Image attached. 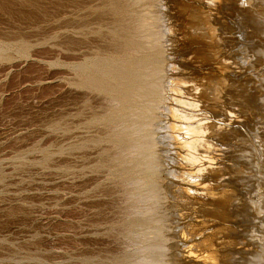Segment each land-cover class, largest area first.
Wrapping results in <instances>:
<instances>
[{"label": "rangeland", "instance_id": "rangeland-1", "mask_svg": "<svg viewBox=\"0 0 264 264\" xmlns=\"http://www.w3.org/2000/svg\"><path fill=\"white\" fill-rule=\"evenodd\" d=\"M51 1H52L51 2L52 6H50V0H0V264H117L118 263L117 261H121V262H119V264H211L213 261L210 258L211 254L208 250L203 248V242H204L203 239L204 238L202 236L199 237V235H196L193 233L191 234V230H190L191 224H193L195 222V216L199 215V208L194 203L192 204L186 198L185 194L195 196L196 190L192 186V185H195V183H191L192 185H187V184L183 183V185H182V183L178 180L179 176L181 175V170H180L179 166H177L178 165L177 156H178L179 151L177 150V145H169V143H171L172 138L169 136L167 137V135L173 134L170 131V129L168 128V126H170L172 124L173 125H186V126L198 128L200 126V124L205 123V124L209 125L210 122H211L210 127L212 128L211 131L199 130L200 133H193V135L191 137V138L194 137V139H202L205 142H207L208 146H209V148H206L204 150H200V151L193 150V152L197 155V157L200 158L196 162L198 167L196 168V170H194V172H198L199 168L204 169L207 167H218V166L222 167L223 178H224L225 183H226L225 186H227V190L230 192L229 195L231 196L232 203L234 204L232 206V210H231V215L233 216L231 223H232V225L234 224L233 225L234 230H233L232 234L230 235V237L235 236V237H238V239H239L238 244H236L234 247L228 249V251L230 252V254L234 258L233 264H264V261H263L264 258H262V257H264V253H263L264 252V245H263V243H264V236H263L264 235L263 234L264 233V231H263V229H264V224H263L264 223V209H262V208H264V205H263L264 204V177H262L263 176L262 174H264V168H263L264 164L261 163L264 161V156H263L264 152H262V151H264V148H263L264 141H262V140H264V134H262V133H264V130H263L264 129V123H263L264 122V88L261 87V85L264 87V82H263L264 81V76H263L264 75V73H263L264 72V68H263L264 67V56H263V53H264V50H263L264 49V33H263L264 31H263V29H264V27L260 28V25H262L264 23V19H263L264 18V10H263L264 9V3H263L264 0L263 1L262 0H236L237 4L236 3L230 4V3L226 2L225 0H218V3L215 5H212L210 3L211 2L210 0H199V1L198 0H195V1L194 0H176V1L175 0H164V1L163 0H160V1L155 0V2H154V0H150V1L149 0H142L143 2H141V0L140 1L135 0L137 2V5H136V2L134 0H129L128 5L129 4L130 5H132V4L136 5V6H134V5L132 6L133 9L139 8L136 10L139 12L144 11L143 12L144 14L142 12H140L141 14H139V12L137 13V11L134 9L136 11L135 13H137V15L139 14V16L135 15L136 17H134V14H135L134 10L129 5L128 6L129 12L131 14L134 13L133 14L134 22L136 20H138L135 23H132L133 21L131 23L133 25H136V26L142 24V25H140V29H141L140 31H142L141 33L143 36L147 35L149 33V31H150L149 29L153 30V31L152 30L150 31V33H152V34L154 32L153 36H151L150 33H149V35H147V36H150L148 39V42L150 44H152V41H153L154 45H156V46L159 45V48H161L160 50H163L162 51V58L164 57L163 60L165 61L164 62L162 60L163 66L161 68L164 67V69L163 70L160 69L161 73L158 72V73H156L157 76L155 75L152 77L151 88H153L155 92L158 91L159 89H160L159 91H161V92L158 91V93L156 92L158 95V100H157L158 104H156V102H154V104H152L154 107V112H153V114H151L149 116V118L147 120L148 122H152V123L149 124L146 121L147 123H145V122L144 123L146 125L149 124L148 126H146V125L144 126V123H143L142 124L143 127L140 125L141 127L137 128V132H136V130L135 131L131 130L132 136L134 138L139 137L138 139H140V136H141V139H143V140L146 139L149 142L152 140L150 143L148 141L144 140L147 142V146L153 142L152 143L153 146H152V144L149 145L152 147V149L150 147V148H148V151L149 150L152 151V152H150L151 155L152 154L154 155L156 153H159V154H156V156L154 155V157L149 154L150 156H147V158L152 161L151 162L152 166H153V163L155 164L153 166V167H155L154 169H156L158 167L157 170L159 169L158 170L159 172L154 171V169H153L152 172L153 173L155 172L154 173L155 175L152 173V178H150V179H152V180L155 179V180L150 181L147 179L148 181L145 180L146 182H143L144 180H141L137 176L138 174L136 173V175H134V177L132 178L134 180L128 179L129 181H131L130 183L128 182V180H126V181L124 180V179H126V177L124 175H121L120 173L116 172L115 167H114L115 168L114 169V168H111L110 166H108V165H111L113 167L112 164L115 165V159H114L115 156L113 155L114 153L112 154L113 151H112L111 147L109 148L110 143H105V141H106L105 138L107 139L109 137L108 134L111 135L112 133H111V130H109L110 132L108 133L107 132L108 129H105V131L107 133L104 131L102 132V130H104V129L102 128V130H101L102 126H100V124H97L95 121L97 119H101V117L104 116L105 113H107L108 106L111 103L109 102L108 98H105V96L100 94V93L98 94V92H95V91L87 89V88H83V89L87 90V91H85L82 88L77 87L79 89V91H78L77 88L75 89L76 85H73L76 83L75 81H77V77H79V72L78 71L76 72V70H75V69L79 68V67H77L78 65L79 66L84 65L83 62H85V64H88L92 60L97 61L100 58L96 59L94 57L95 56L101 57V56H99V53H100V55L102 54L101 59H107V58L109 59L110 57L111 58L113 57V53H115V51H116V50H114V49H116L115 48L116 41L112 38L116 37L115 36L116 34H114V33H116L117 30H115V29L116 28L119 29V27L116 25L117 24L116 19L114 20L115 17L113 18V16H112L113 14H111V12H109L111 10H110V8H108L109 3L107 0H105V1L101 0V3H98V1L100 2V0H93V1L84 0L83 3H81L82 0L81 1L80 0H71L74 2L76 1L77 3L83 5L82 8L86 6L87 9L89 7H91V9H92V10L88 9L91 11H87L86 7H85V9L84 8L81 9L82 12H80L79 14L74 12L75 7L73 9V6H72V8L70 5H68L69 7L67 6V0H63L66 2H61L60 0L58 2V0L57 1L55 0L54 1L55 3L53 2V0H51ZM145 1H146V3H145ZM180 1H182V2H180ZM254 1H255V4L253 3ZM261 1H262V4H260ZM139 2H141L142 4ZM53 3L55 5H53ZM58 3L59 4L61 3L62 5H59ZM105 3H106V5H105ZM151 3H153V4H151ZM178 3L179 4H187L189 6L192 5V6L190 8L189 7L186 8L184 10H179L176 8V6L179 5ZM64 4H65L66 9L68 10L69 13L66 11ZM201 4H204V5H201ZM56 5L59 6L58 10L61 9L64 12V9H65L64 14L66 13V16L64 14L62 15L63 12H61V11H59V13H58V10H56L57 9ZM89 5H91V6H89ZM142 5H145V8L142 9V7H144ZM228 5H231V7L229 8ZM101 6H102V8L100 9ZM195 6L196 7L198 6V7L196 8ZM224 6H226V7L228 6V7L226 8ZM232 6H234V7H232ZM261 6H262V8H261ZM146 7H147V9H146ZM152 7H156L157 9L155 8L156 10L154 11ZM52 8L53 9L55 8V9L53 10ZM195 8L196 9L200 8V10L203 11L205 16L208 17L207 22H209V23H207V24L209 26L212 25V26H210L212 29L217 28L216 33H214L217 36V38H215L213 40H210V39L205 40V38L199 37L197 40H194V36L189 35L188 40H184L182 43H179L177 41L179 33H180V31H179L180 26L179 25L181 24L183 19L187 18L188 14H189V10H192V9L195 10ZM260 8H261V10H259ZM97 9H98V11H96ZM102 9H104V10H102ZM105 9H107V10L109 9V11H107ZM235 9H236V11L237 10L240 11V14L238 13V11L236 12ZM186 10H188V11L186 12ZM70 11L75 13L74 15L76 17V20L77 21L80 20L81 23L78 22V24H80L81 26L77 24L75 18H72V17H74V15H72L71 14L72 12H70ZM85 11H86V13L89 12L88 15L84 14ZM92 11H93V13H92ZM94 11H96L97 14ZM103 11H105L107 13H105ZM157 11H158V13H156ZM219 11H220V13H218ZM255 11H256V13H255ZM145 12H147V13H145ZM150 12H151V14H150L151 16L149 15ZM55 13H56L57 17L55 16ZM57 13H58V15H57ZM67 13H68L69 18L67 16ZM51 14L54 18L51 16ZM60 14L64 17H62V18L59 17V16H61ZM76 14L80 16V19L78 18L79 16H76ZM91 14H92V16H95V17H93L95 20V27H94V23L92 24V22H94V20L91 17ZM93 14H96V15H93ZM101 14L103 15V17L99 18L102 16ZM142 14L144 15V17ZM154 14H156V15L158 14L161 18L158 17V15L157 16L155 15V18H154V16H152ZM184 14H186V15H184ZM243 14L244 15L246 14L245 15L246 17L243 16ZM70 15H72V17ZM84 15H85V17H88V18L90 17L89 18L90 20L88 18L83 17ZM98 15H100V16H98ZM106 15L110 16V17H107ZM146 15H149L150 17L146 16ZM81 16H82L83 20H81L82 19ZM224 16H225V18H223ZM226 16L227 17L229 16L228 17L229 20H228V18H226ZM259 16H261L262 18ZM104 17L106 20L104 19ZM137 17L138 18L142 17V19H137ZM63 18L65 19V21H66V19L67 20L69 19V21L70 20H73V21L63 22L64 21ZM145 18L146 19L148 18L147 19L148 21ZM157 18H158V20H157ZM240 18H241V20H240ZM56 19L60 20V23H59V21L57 22ZM166 19H167V21H166ZM52 20H53V23L50 26V23L52 22ZM74 20H75V22H74ZM139 20H141V21L144 20V21L141 22ZM149 20H150V24H149ZM232 20L235 22H232ZM54 21L56 22L57 26L55 24L54 29H53L52 27H53ZM84 21L87 23L88 26L86 25V23H84ZM99 21H101V22H99ZM103 21L105 23H103ZM109 21H111L112 23L114 21L115 26L111 22L108 23ZM229 21H230V23H229ZM261 21H262V23H261ZM61 22H62V24H65V25L67 24V25L63 26L61 24ZM72 22H74L75 25H71ZM137 22H139V23L137 24ZM215 22H217V23H215ZM58 23L61 25H58ZM99 23L100 24L102 23L101 24L102 27H103V25L104 26L106 25L104 28H102V27L100 28L102 30L101 33H99L100 29L97 28V26L98 27L100 26ZM143 23L146 24L147 26L144 25ZM246 23L248 24V27H247ZM68 24L71 25V28ZM76 24L78 26H76ZM215 24H217V25H215ZM110 25H111V27H110ZM233 25H235V26H233ZM112 26H113V29H112ZM141 26H143V29ZM65 27H67V28H65ZM56 28H57V30H55ZM61 28L63 31L66 30V33H65V31L61 32V30H60ZM74 28H75L76 32H74ZM80 28L82 30L84 28V30L86 29L88 31L84 32V30H83L84 33L83 32L81 33L82 30L80 32L78 31ZM106 28L108 30L110 29L112 31L107 32L108 30H106ZM146 28L148 29L147 32H146ZM70 29H72L73 31H70ZM93 29L97 32L92 31ZM96 29H99V30H96ZM144 29H145V31H144ZM68 30L70 33L68 32V35H67ZM159 30L162 31V33ZM252 30H253V32H252ZM56 31H58V34L57 33L55 34ZM90 31L96 33V34L92 33V36L95 38V40H94V38L92 39ZM113 31H114V33H112ZM247 31H249V36H247V33H248ZM71 32L75 35H73ZM143 32L144 33L146 32V33L143 34ZM260 32L262 34H260V37H259L257 35ZM61 33H63V34H61ZM102 33L104 35H102ZM109 33H110V35H109ZM141 33H140V35H141ZM69 34H72L73 37H72V35H69ZM84 34L87 36L85 37ZM173 34L175 36H173ZM250 34H252V35H250ZM79 35H80V37H79ZM107 35L110 37H108ZM112 35H114V36H112ZM61 36L63 37V39L61 38ZM96 36H98V38ZM143 36H141V37L144 38ZM261 36H263V37H261ZM65 37L66 38L68 37L67 40H69V38H71L69 40V43L75 42L74 44L71 43L72 47L74 46L73 47L74 53H71V51L73 52L71 46H69V47L66 46L69 43ZM76 37H78L79 39ZM84 37L86 38V40ZM99 37L101 38V40H99V42L96 43V41L99 39ZM104 37H106V38L104 39ZM118 37L119 36L117 35L116 40ZM146 37L144 38L145 40L148 38V37L147 38ZM151 37H154V39L156 38L155 39L156 41L154 39H152ZM249 37H250V39H249ZM73 38H76L77 40H75V39L73 40ZM89 38H91L92 40H90ZM172 38H174V39H172ZM80 39L81 40L84 39L85 42L83 40V41H81L83 44L82 43L78 44ZM102 39L104 41H102ZM108 39H109V42H111V43H108V42H106L107 44L103 43ZM260 39H262V40L260 41ZM88 40L92 43L91 48L93 47L94 49L89 48L90 42H89V47H87L88 45L87 46L84 45V44H88ZM149 40H152V41H149ZM202 40L204 42H202ZM77 41H78V43H77ZM196 41H197V43H196ZM199 41L202 43L199 44ZM206 41L209 43H207ZM113 42H114V44H112ZM76 43H77V45H76ZM102 43L105 46H107L109 49H107V47H105ZM203 43H205V44H203ZM164 44H165V46H164ZM167 44H168V46H167ZM169 44H170V46H169ZM171 44H173V45H171ZM78 45H79V47H78ZM94 45H96L97 47H95ZM204 45H206V46L204 47ZM245 45H247V47L249 49ZM80 46L83 47L82 53H81L82 49L80 48ZM109 46H112V47H109ZM160 46H162V47H160ZM253 46H254V48L252 49L251 47H253ZM255 46L257 47V49ZM75 47H76V49H75ZM103 47H105V48H103ZM213 47L215 49L218 47L217 51L218 50L220 51L219 52L220 58L218 56V59L215 62H211L208 60H202V61L196 62L193 60V57H194V54L196 53V51L198 52V51H200V49L201 50L202 49L209 50ZM70 48H71V50H70ZM78 48L80 50H78ZM100 48H102L101 51H100ZM241 48H243V49L241 50ZM258 48L259 49L261 48V50H259ZM104 49H107V51L106 50L104 51ZM235 49L236 50L238 49V50L236 51ZM66 50H68V51L66 52ZM75 50H78V51L75 52ZM84 50L87 52H84ZM93 50L96 52H94ZM97 50H99L100 52L99 51L97 52ZM102 50H103V52H107V53H103ZM252 50H253V52H252ZM69 51H70V53H68ZM112 51H113V53H112ZM256 51H259V53ZM261 51H262V53H261ZM77 52H78V54H77ZM79 52L81 53V57L83 55H84V57L87 56L89 58V60L87 57H85V58L82 57L83 59L80 58L81 59V61H80V59L78 58V56L80 54ZM163 53L166 56H163ZM238 53H239V55H238ZM71 54L74 56H70ZM92 54L94 55V57ZM103 54H105L104 57H103ZM231 54H232V56H231ZM184 55H186V57ZM221 56H222V58H221ZM253 56H255V57H253ZM91 57H92V59H91ZM71 58H74V59H71ZM226 58H229L234 63V66H235L234 69H229L227 71V70H222L217 66L218 63L224 61ZM85 59H87V60L84 61ZM251 59H253V60H251ZM173 60H174V62H173ZM71 62L74 65H72ZM66 63H69V64H66ZM242 63H243V66H241ZM66 66H68V67L69 66H71V67L75 66V69H74V67L73 68H70V67L67 68ZM165 67H166V69H165ZM211 67L212 68L215 67V68L212 69ZM70 69L73 72L70 71ZM208 69L209 70L211 69V70L209 71ZM259 70H261V71H259ZM66 71H69V72H66ZM207 72H209V73H207ZM256 72H258V73H256ZM255 73L258 75V77ZM261 73H262V75H261ZM166 74H168V75H166ZM169 74H171V75H169ZM223 74H224V76H223ZM158 75L159 76H165V77H164V79H163V77L158 78L159 77ZM246 76H248V78ZM66 77H67V79H66ZM68 77L71 79L70 81H67V80H69ZM72 77H73V79L75 77V79L73 80ZM207 77L215 78L220 82L222 81V84L219 86V87L222 86L221 90L218 87V89H219L218 93L220 96L217 94L216 102H214V101L211 102L210 99L203 98V94H200V92L191 93V91H189V87L197 79L199 80V79H204ZM158 79H159V81H158ZM161 79L163 81H160ZM249 79H251L250 82H249ZM260 79L262 81H260ZM244 80H245V82H244ZM254 80L256 81V83H254L255 82ZM156 82L158 83V86H157ZM208 83L209 82H206V85H209ZM69 84L72 87H70ZM225 84H226V86H225ZM253 84H255V85L253 86ZM154 85H155V87H154ZM247 85H249V86L247 87ZM73 87H74V89H72ZM249 87H250V89H249ZM155 88H157V89H155ZM259 89H260V91H259ZM247 90H250L249 91L250 93ZM253 91H255V92H253ZM229 92H230V94H229ZM231 93L234 96H237L238 99L235 101L231 100L230 99ZM100 95L102 96V98ZM197 95H199V96H197ZM196 97H198V98H196ZM254 97H256L257 99ZM83 98H87V99H84L86 101H84ZM91 98L92 99L94 98V99L92 100ZM103 98H104V100L108 101V104L104 103L105 101H103ZM95 99L97 101L96 102L97 104L95 103ZM92 101H93V103H92ZM99 101L103 102V103L99 104L100 103ZM192 101L196 102V103H193ZM202 102H204V103H202ZM79 103H81V104L79 106H77ZM218 103L221 104L222 108L224 107L223 108L224 110L221 108L220 104H218ZM252 103H254V104H252ZM104 104H106V105H104ZM194 104H196V105H194ZM201 104H203V105H201ZM210 104H211V106H210ZM248 104H251V106ZM212 105H214V107ZM252 106L254 107V109L256 108L255 111H254V109H252ZM166 107L170 108V110H167ZM228 107H231V108L228 109ZM96 108H98V109L103 108L102 109L103 111H101V109H100V111L97 109V111H99V112H97L96 110H94ZM106 108H107V110H106ZM218 108H219V111H218ZM77 109L79 111H77ZM203 110H205V111L203 112ZM226 110H227V112H226ZM237 110H239L240 114L234 113V111L236 112ZM246 110H248V111L246 112ZM76 111L78 112V114H76L77 113ZM87 111H88V114H87ZM158 111H160V112H158ZM207 111H210V112L207 113ZM177 112H179L180 114L184 113L183 115H185V117L187 119L182 120V119L177 118ZM181 112H183V113H181ZM188 112H190V113H188ZM216 112L218 115L216 114ZM222 112H224V113H222ZM257 112H259V114H257ZM85 113L89 117L86 116ZM155 113H156V115H155ZM75 114H76V116H73ZM89 114H91V115H89ZM251 114H253V115H251ZM69 115H70V118H69ZM77 115H79V116H77ZM93 115H94V117H93ZM152 115H154L153 117H155L154 118L155 120H153ZM212 115H214V116L212 117ZM82 116L83 117L86 116V117H84L85 119ZM157 116L159 118L163 117V118H161L162 121ZM197 116H199L200 118ZM71 117L73 119H71ZM74 117H76V118H74ZM79 117H81L82 120H78V119H80ZM91 117H93L94 119L93 118L90 119ZM254 117H256V118H254ZM262 117H263V119H262ZM66 118H68V119H66ZM191 118H192V121L190 120ZM202 118L204 120H202ZM165 119H167V121ZM69 120H72L73 122H76V120H77V122H76L77 125H76V123H74L75 124L74 125ZM85 120H87V121H85ZM158 120H160V121H158ZM227 120H228V122H227ZM78 121H80V123ZM213 122H215V123H213ZM92 123H93V125L96 123V125L94 127H92L93 126ZM244 123H246V124H244ZM262 123H263V125H262ZM67 124L70 125V128H69V125H67ZM72 124H73V126H72ZM164 124H165V126H164ZM212 124L217 125V127L212 125ZM74 126H77V128L75 130L73 128L71 129V127H74ZM159 126H161V127H159ZM247 126L251 130H249V128H247ZM66 127H68L69 130H71V131L69 132V130H67V132H65L66 129H68ZM145 127H147L149 130L147 128L145 129ZM232 127H234V128H232ZM244 127H246V129ZM253 127H255V128L253 129ZM77 129H79L80 131H83V133H85V134H83L82 132L79 133L80 131ZM219 129L227 130V132L229 131L231 133V136L229 137V139H228V137L220 136L218 133ZM89 130H90V132L88 133ZM147 130L150 131V133L153 131L151 133L152 135H154V137L152 136L153 139H151V134L147 133ZM244 130L245 131L247 130L246 131L247 133ZM75 131H76V133H75ZM72 132L76 135L79 134L78 136H76V139H78V140H73V139H75L74 138L75 135L71 134ZM65 133H66V135H65ZM68 133L71 134V138H73V139H71L68 136L69 135ZM86 133L89 137L91 134L90 140L88 139L89 137L86 135ZM137 133L139 134V136ZM155 133L157 134V137H156ZM92 134L95 137V139H94V137H92ZM253 134H254V136H253ZM80 135H82V137ZM146 135H147V137H146ZM250 135H251V137H249ZM210 136H212V137L210 138ZM242 136H244V137L242 138ZM98 137H99V139L100 138H103V139L99 140ZM234 137H236L235 138L236 140L239 138L238 141H235ZM80 138H81V141H79ZM86 138L89 142L86 140ZM230 138H232V139H230ZM240 138H242V139L240 140ZM245 138L246 139L248 138L247 141H245L246 140ZM69 139H70V141H69ZM149 139H151V140H149ZM208 139H209V141H207ZM98 140L101 141L102 145L99 143ZM232 140L235 143H233ZM243 140H244V142H243ZM74 141H77V142H74ZM160 141H162V142H160ZM228 141H230V142H228ZM252 141H254V142H252ZM83 142H85V144ZM95 142H96V145L98 146V148L94 146ZM106 142H108V141H106ZM163 142H165V143H163ZM248 142H249V146L247 145ZM72 143H73V145H72ZM81 143L84 146H82ZM93 143H94V145H93ZM155 143H157L158 145L156 146ZM214 143H216V144H214ZM227 143H228V145H227ZM79 144L82 146V148H81V146L79 147ZM98 144H100L101 147L103 146L102 148H104V150ZM67 145L70 147H67ZM76 145L78 148L76 147ZM85 145H87V146H85ZM105 145H106V147H104ZM218 145L221 147H219ZM226 145L227 146L230 145L229 149ZM73 146H75L74 147L75 149L73 148ZM92 146H93V148H92ZM235 146H237L238 149H237V147L234 148ZM252 146H253V148H252ZM259 146H260V148H259ZM241 147L244 148V150ZM245 147H246V149H245ZM247 147H248V149H247ZM71 148H73V149H71ZM84 148H87V149L85 150ZM107 148H109V149H107ZM239 148H241V149H239ZM69 149H71V151ZM83 149H84V151H83ZM235 149H237V151ZM256 149H258V151ZM72 150H73V152H72ZM75 150H76V152H75ZM89 150L91 152H89ZM100 150L102 151L103 154H101ZM156 150H158V151L155 152ZM216 150L217 151H223L224 152L223 156H221V155L219 156V152H216ZM81 151H82V153H81ZM93 151H95L94 152L95 154L92 153ZM97 151L100 152L99 153L100 156H99V154H97L98 157L96 156V153H98ZM231 151H233V153H231ZM70 152L72 153L71 155H69ZM83 152L85 155H82ZM234 152H235L236 156L234 155ZM242 152L248 156V157H246V159H248V160H245L244 157L246 155H244ZM259 152L261 153L262 158L259 156L260 155ZM74 153H77V154L75 155ZM109 153H111V154L109 155ZM239 153L242 155H240ZM248 153H249V155H251L252 153L253 154L250 157L248 155ZM73 154H74V156H77L78 154L79 155L77 157H74ZM86 154H89V155L86 156ZM92 154L94 156H92ZM157 155H158V157H157ZM167 155L171 156V158H174L175 162L171 158H169ZM237 155L239 157H242V158L240 159ZM80 156H84V157H82L83 159L82 158L79 159ZM105 156H108V157L106 158ZM103 157H105V158L103 159ZM149 157H152V158L150 159ZM95 158H97V159H95ZM153 158H156L157 160L153 159ZM69 159H70V161H69ZM242 159H244V160H242ZM97 160L101 163H99V162L96 163L95 161H97ZM108 160H109V162H107ZM153 160H155L156 162ZM239 160H241V161H239ZM89 162H92V163H89ZM157 162H159V163H157ZM235 162L239 163V164H236ZM250 162H252V165L250 164ZM95 163L98 166L101 165L102 163H104V166H106V165L107 166L105 168L102 164L101 165L102 167L101 166L97 167V165H95ZM202 163H204V164H202ZM209 164H212V165H209ZM91 165L94 166L93 168H95L96 170L93 171V168ZM230 165H233V166H230ZM171 166H173V167H171ZM235 166L240 167V169L235 168ZM247 166L252 167V169L247 167ZM66 167L68 169L70 168L69 170L72 169V172H74V173L77 172V173L76 174L73 173V175H72V172L68 171V169ZM108 167H109V169H108ZM244 168H246V169L248 168L249 170L247 169L248 170L247 171ZM98 169H100V170H98ZM161 169H163V170H161ZM237 169H239L238 172H237ZM109 170L111 171V173ZM244 170H245V173H247V174L244 173ZM253 170H254V172H253ZM97 171H100V173H98ZM106 171H107V173L108 172L109 173L106 174ZM78 172L79 173L81 172V174H79ZM95 172H97L98 175L101 174L100 177H102V176L103 177L99 180L98 179L99 176L95 175ZM101 172H104L106 175L104 176V174H102ZM112 172H114V173H112ZM115 173L120 174L118 176V178L120 177L119 182L121 181V183H122L121 185L122 186L124 185L123 187H121L120 185L117 186V184H120V183L119 182L116 183L118 180H116V178L114 176V175H116ZM228 173H230V174H228ZM252 173H255V174H252ZM77 174L79 175V177H82V176L83 177L81 179L77 177L79 179V180H77V178H76ZM156 174L158 176H156ZM107 175H108V177H106ZM110 175H112V176H110ZM228 175H230V176H228ZM256 176H257V178H256ZM112 177L115 178L116 181ZM116 177H117V175H116ZM253 177L256 179H254ZM88 178L89 179L91 178V179L89 180ZM122 178H123V180H122ZM250 178H252V179H250ZM82 179L84 182H82ZM92 179L94 180V182ZM170 179H172V180H170ZM253 179H254L255 183L253 182ZM163 180L164 181L166 180V181L164 182ZM250 180H252V181H250ZM255 180L257 181V183ZM87 181H89V182H87ZM133 181H134V183H133ZM139 181H140V183H139ZM70 182H71V184H70ZM76 182L77 183L82 182L81 184L78 183V186H80V185L81 186L78 187ZM126 182H128V183H126ZM141 182H143L144 184H142ZM148 182H152V183L148 184ZM145 183L148 184L150 187H148V185H146ZM114 184H116L117 188ZM126 184L128 185V187L131 184L132 185L135 184V185L131 186L132 188L129 187L130 188L129 189L127 186L125 187ZM139 184L140 185L142 184L143 186L142 185L139 186ZM153 184H156V186ZM142 187H144L146 189H142ZM152 187H156V188H152ZM178 187L181 188V191L178 189ZM121 188H122V190L124 189L123 191H125V192L126 191L128 192L130 190L129 192H132V193L128 192L126 194L121 190ZM255 188L257 190L259 189L258 190L259 192ZM140 189H142V190H140ZM230 189H231V191H230ZM242 189H244V190H242ZM136 190H139L140 192L139 191L136 192ZM133 191L135 193H133ZM121 192H123V193L121 194ZM140 193H143V194H140ZM134 194H137L138 196H136ZM125 195H126V197H125ZM246 195L247 196L250 195V196L247 197ZM135 197H137V198H135ZM116 198H118V199H116ZM250 198H251V201H250ZM112 199H114L116 201H113ZM137 199H138V201H140V203L137 201ZM253 199H255V200H253ZM70 200H72V201H70ZM110 201H112V202H110ZM168 201H169V203H168ZM95 202H97V203L95 204ZM115 202L118 203L119 206H117V204ZM113 203H115V204H113ZM130 204L131 205L133 204L132 207ZM235 205H237V206H235ZM121 206H123L122 207L123 209L121 208ZM130 207H131V209H130ZM250 207H251V209H250ZM259 207L261 208L262 212L259 210L260 209ZM119 208H121V209H119ZM144 208H146V209H144ZM251 210H252V212H251ZM132 211H135V212H132ZM131 213L135 217L132 216ZM135 213L138 216H136ZM143 213L146 215H143ZM127 215H130L131 217L127 216ZM250 215H252V217H250ZM125 216H127V217H125ZM140 217H142V218H140ZM127 218L129 221H130V218H132V221L129 222L127 220ZM134 218H135V220H134ZM171 218H173V219H171ZM251 218L252 219L255 218V220H252ZM138 219H140V220H138ZM142 219H144L145 221L148 220L147 222L149 224ZM149 219L153 220V221L156 220V221L153 223V221H150ZM158 220H159V222H158ZM260 220H262L263 222L262 221L260 222ZM121 221H124V222H121ZM133 221L136 222L137 225ZM140 221L144 222V224L141 223ZM122 223L124 224V226ZM129 223L132 225L130 226ZM138 223L141 224V226L138 225ZM145 223H146V225H145ZM261 223H262L263 227L261 226ZM134 225L138 226L139 228L134 229L136 227ZM254 225L256 226L257 229H254L255 228ZM125 226H127V227H125ZM172 227H173V229H172ZM247 232L249 234L251 232V234L248 235ZM254 232H255V234H254ZM243 233L247 235V239H246V235H244ZM252 234L254 235V237L252 236ZM251 239H253V240L255 239L254 240L255 242ZM185 242H187V243H185ZM250 242H252V243H250ZM247 243H248V245H247ZM249 244H251V245H249ZM262 245H263V247H262ZM191 246H192V248H191ZM252 246H253V248H252ZM261 249L263 250V252ZM189 251H191V252H189ZM196 252H197V254H196ZM261 252L263 255H261ZM236 254H238V255H236ZM247 255L249 257L246 258L245 256H247ZM254 256H255V260L253 259ZM116 258H117V261H116ZM202 258H203V260H201ZM261 260L263 261L262 263H261ZM115 261H116V263H115Z\"/></svg>", "mask_w": 264, "mask_h": 264}, {"label": "bare ground", "instance_id": "bare-ground-1", "mask_svg": "<svg viewBox=\"0 0 264 264\" xmlns=\"http://www.w3.org/2000/svg\"><path fill=\"white\" fill-rule=\"evenodd\" d=\"M55 0H53V2H54ZM57 1V0H56ZM61 2H66V1H63V0H60ZM81 1V0H80ZM79 1V2H80ZM83 1L84 0H82V2L81 3H83ZM91 1H93V0H91ZM105 1V0H104ZM108 1V8H110V10L111 11H109V9L107 10V9H105V10H107V11H109V12H111V14H113L112 16H113V18H114V20L116 19V22H117V26L119 27V29L118 28H116L115 30H117V32L116 33H114V31L112 32V33H114V34H116L115 36L117 37V35L120 37H118L117 38V40H116V37H113L112 39H114L115 41H116V45H115V48L116 49H114V50H116L115 51V53H113V51H112V53H113V57L111 58L109 55V59L107 58V59H101V57H102V54L100 55V53H99V56H101V57H98V56H95L94 57V55H93V57L94 58H100V59H98L97 61H95V60H92V61H90L88 64H85V62H83L84 63V65H78L77 67H79L78 69H75V66H73L74 67V69L76 70V72L78 71L79 72V77H77V81H75L76 83L75 84H73V85H76V87H75V89L78 87V88H87V89H90V90H93V91H95V92H98V94L100 93V94H102V95H104L105 96V98H108V100H109V102L111 103V104H109V106H108V111H107V113H105L104 114V116H102L101 117V119H97V120H95L96 121V123L97 124H100V126H102L101 127V130H102V128L104 129V130H102V132L104 131V132H106L105 131V129H108V133L110 132L109 130H111V135L110 134H108L109 135V137L106 139L105 138V140L106 141H108V142H106L105 140V143H110L109 145V148L111 147V149H112V154L115 156L114 157V159H115V165L114 164H112L113 165V167L111 166V165H108V166H110L111 168H114L115 170H116V172L117 173H120L121 175H124L125 177H126V179H124L125 181L126 180H128V179H131V180H134V179H132L133 177H134V175H136V173L138 174L137 176L141 179V180H144L143 182H146L145 180H150V181H153V180H155V179H150V178H152V171H153V169L155 168V167H153L155 164L153 163V166L151 165V160H149L148 158H147V156H150L151 154H150V152H152V151H148V148H150L151 146H149V145H151V144H149L152 140L151 139H153V137H154V135H152L151 133L153 132H151L150 133V131H148L149 129L147 128V127H145V129L147 128L148 130H147V133H150L151 134V139H149V140H151L150 142L148 141V140H146V139H144V140H146V141H148L149 143V147L147 146V142L146 141H144L143 139H141V136H140V139H138L139 137H133L132 136V133H131V130H136V132H137V128L138 127H141L142 126V124L145 122V123H147L148 121V118H149V116L151 115V114H153V112H154V107H153V105L152 104H154V102H156V104H158L157 102V100H158V95H157V93H158V91L160 90H158V91H154V89L153 88H151V85H152V77L153 76H155L156 75V73H158V72H160V69L161 70H163L164 69V67L163 68H161L163 65H162V60H163V58H162V51L163 50H160L161 48H159V45H154L153 44V41L152 40H149V41H152V44H150L149 42H148V39H149V37L150 36H147V35H149V33H150V31L152 30V29H149L150 31H149V33L147 34V35H142V31H140L141 29H140V25H142V24H140V25H138V26H136V25H133L132 23H135L136 21H138V20H136L135 22H134V17H136L135 15H137V13L139 12V11H137L136 9H139V8H134L136 11H137V13H135L136 11L133 9V5L134 4H132V5H130L131 7H132V9L134 10V17H133V14H131L130 12H129V10H128V2H129V0H107ZM135 1V0H134ZM140 1V0H139ZM150 1V0H149ZM157 1V0H156ZM160 1V0H159ZM164 1V0H163ZM176 1V0H175ZM195 1V0H194ZM199 1V0H198ZM211 2V4L212 5H215V4H217L218 3V0H210ZM226 2H228V3H230V4H235L236 3V0H225ZM224 1V2H225ZM263 1V0H262ZM262 1L260 2V4H262ZM51 0H50V6H52L51 5ZM58 2H59V0H58ZM76 2V1H75ZM74 1H71V0H67V6L68 5H70L71 6V8H72V6H73V9H74V7H75V11L74 12H76V13H80V12H82L81 11V9H85V7H83L82 8V6L83 5H81V4H79V3H75ZM131 2V1H130ZM133 2V1H132ZM136 2V1H135ZM141 2H143L142 0H141ZM141 2H139V3H141ZM152 2V1H151ZM154 2H155V0H154ZM153 2V3H154ZM180 2H182V1H180ZM193 2V1H192ZM238 2V1H237ZM258 2V1H257ZM55 3V2H54ZM53 3V5H55ZM91 3V2H90ZM98 3H101V0H100V2L98 1ZM138 3V4H139ZM145 3H146V1H145ZM153 3H151V4H153ZM184 3V2H183ZM204 3V2H203ZM254 4H255V1L253 2ZM264 3V2H263ZM59 4V3H58ZM92 4V3H91ZM95 4V3H94ZM97 4V3H96ZM103 4V3H102ZM142 4V3H141ZM162 4V3H161ZM165 4V3H164ZM179 4V3H178ZM226 4V3H225ZM237 4V3H236ZM252 4V3H251ZM59 5H62L61 3L59 4ZM105 5H106V3H105ZM136 5H137V2H136ZM136 5H134V6H136ZM148 5V4H147ZM155 5V4H154ZM157 5V4H156ZM159 5V4H158ZM201 5H204V4H201ZM206 5V4H205ZM224 5V4H223ZM222 5V6H223ZM227 5V4H226ZM257 5V4H256ZM57 6V5H56ZM64 6H65V4H64ZM89 6H91V5H89ZM88 6V7H89ZM142 6H144V7H142V9L143 8H145V5H142ZM192 6V5H191ZM191 6H189V5H187V4H179L178 6H176V8L177 9H179V10H184V9H186V8H190ZM229 6V8L231 7V5H228ZM227 6V7H228ZM236 6V5H235ZM54 7V6H53ZM62 7V6H61ZM60 7V8H61ZM69 7V6H68ZM67 7V8H68ZM99 7V6H98ZM105 7V6H104ZM130 7V8H131ZM140 7V6H139ZM151 7V6H150ZM157 7V6H156ZM156 7H152L153 8V10L155 11L157 8ZM159 7V6H158ZM196 7V6H195ZM198 7V6H197ZM196 7V8H197ZM201 7V6H200ZM224 7H226V6H224ZM226 7V8H227ZM232 7H234V6H232ZM242 7V6H241ZM250 7V6H249ZM51 8V7H50ZM57 9L56 10H58V8H59V6H57L56 7ZM94 8V7H93ZM102 8V6L100 7V9ZM106 8V7H105ZM141 8V7H140ZM149 8V7H148ZM156 8V9H155ZM194 8V7H193ZM195 8V10H189V14H188V16H187V18H185V19H183L182 20V22H181V24L179 25L180 27H179V31H180V33H179V36H178V39H177V41L179 42V43H182L184 40H188V37H189V35H191V36H194V40H197L199 37H202V38H205V40H207V39H210V40H213V39H215V38H217V36L214 34V33H216V29L217 28H215V29H212L210 26H212V25H208L207 23H209V22H207V16H205V14L203 13V11L202 10H200V8H198V9H196ZM202 8V7H201ZM205 8V7H204ZM236 8V7H235ZM253 8V7H252ZM256 8V7H255ZM261 8H262V6H261ZM261 8L259 9V10H261ZM53 9V8H52ZM55 9V8H54ZM53 9V10H54ZM64 9V8H63ZM65 9H66V6H65ZM65 9H64V12H65ZM88 9H91V7H89ZM87 9V7H86V10L87 11H91V10H88ZM99 9V8H98ZM98 9L96 10V11H98ZM146 9H147V7H146ZM151 9V8H150ZM238 9V8H237ZM241 9V8H240ZM52 10V11H53ZM55 10V11H56ZM95 10V9H94ZM102 10H104V9H102ZM131 10V9H130ZM141 10V9H140ZM204 10V9H203ZM212 10V9H211ZM226 10V9H225ZM233 10V9H232ZM239 10V9H238ZM237 10V11H238ZM242 10V9H241ZM248 10V9H247ZM264 10V9H263ZM59 11H61V12H63V10H58V13H59ZM66 11L68 12V10L66 9ZM73 11V10H72ZM72 11H70V12H72ZM96 11H94L95 13H96ZM147 11V10H146ZM151 11V10H150ZM163 11V10H162ZM188 10H186V12H187ZM209 11V10H208ZM223 11V10H222ZM227 11V10H226ZM235 11H236V9H235ZM236 11V12H237ZM245 11V10H244ZM243 11V12H244ZM251 11V10H250ZM54 12V11H53ZM64 12L62 13V15L64 14ZM103 12H105V11H103ZM108 12V13H109ZM140 12H142V11H140ZM139 12V14H141ZM144 12V11H143ZM142 12V13H143ZM153 12V11H152ZM180 12V11H179ZM233 12V11H232ZM258 12V11H257ZM58 13H57V15H58ZM69 13V12H68ZM68 13H67V16H68ZM89 13V12H88ZM88 13H86V11L84 12V14H86V15H88ZM91 13V12H90ZM92 13H93V11H92ZM105 13H107V12H105ZM145 13H147V12H145ZM155 13V12H154ZM156 13H158V11L156 12ZM218 13H220V11L218 12ZM234 13V12H233ZM238 13L240 14V11H238ZM255 13H256V11H255ZM50 14V13H49ZM72 15H74L75 13H71ZM97 14V13H96ZM96 14H93V15H96ZM110 14V15H111ZM139 14L137 15V16H139ZM144 14V13H143ZM142 14V15H143ZM151 14V12L149 13V15ZM166 14V13H165ZM171 14V13H170ZM183 14V13H182ZM54 15V14H53ZM61 15V14H60ZM59 16V17H64V16ZM65 16H66V13L64 14ZM72 15H70L71 17H72ZM102 15V14H101ZM149 15H146V16H149ZM155 15L156 14H154V15H152V16H154V18H155ZM158 15V14H157ZM156 15V16H157ZM162 15V14H161ZM184 15H186V14H184ZM246 15V14H245ZM244 14H243V16H245ZM51 16H52V14H51ZM55 16H56V13H55ZM76 16H79V15H77L76 14ZM98 16H100V15H98ZM107 16V15H106ZM111 16V17H112ZM151 16V15H150ZM149 16V17H150ZM211 16V15H210ZM237 16V15H236ZM241 16V15H240ZM257 16V15H256ZM262 16V15H261ZM261 16H259V17H261ZM53 17V16H52ZM57 17V16H56ZM55 17V18H56ZM83 17H85V15L83 16ZM91 17L93 18V17H95V16H92V14H91ZM103 17V15L101 16V17H99V18H102ZM107 17H110V16H107ZM106 17V18H107ZM143 17H144V15H143ZM158 17H160L159 15H158ZM186 17V16H185ZM229 17V16H228ZM227 16H226V18H228ZM246 17V16H245ZM54 18V17H53ZM66 18V17H65ZM68 18H69V16H68ZM72 18H75V20H76V17H75V15H74V17H72ZM79 19H80V16L78 17ZM77 18V19H78ZM81 18H82V16H81ZM85 18H88V17H85ZM90 18V17H89ZM88 18V19H89ZM161 18V17H160ZM168 18V17H167ZM223 18H225V16L223 17ZM238 18V17H237ZM243 18V17H242ZM255 18V17H254ZM262 18V17H261ZM52 19V18H51ZM58 19V18H57ZM56 19V21L58 22L59 21V23H60V20H57ZM64 19V18H63ZM71 19V18H70ZM78 19V20H79ZM104 19H105V17H104ZM136 19V18H135ZM137 19H142V17L141 18H138L137 17ZM144 19V18H143ZM146 19V18H145ZM148 19V18H147ZM146 19V20H147ZM235 19V18H234ZM244 19V18H243ZM242 19V20H243ZM258 19V18H257ZM260 19V18H259ZM264 19V18H263ZM54 20V19H53ZM53 20H52V22L50 23V26H51V24L53 23ZM75 20H74V22H75ZM81 20H83V18L81 19ZM90 20V19H89ZM93 20H94V18H93ZM103 20V19H102ZM101 20V21H102ZM106 20V19H105ZM109 20V19H108ZM145 20V21H146ZM154 20V19H153ZM157 20H158V18H157ZM161 20V19H160ZM159 20V21H160ZM226 20V19H225ZM228 20H229V18H228ZM240 20H241V18H240ZM66 21H68V22H70V21H73V20H70L69 21V19L67 20L66 19ZM65 21V19H64V21L63 22H66ZM101 21H99V22H101ZM133 21V22H132ZM139 21H141V20H139ZM144 21V20H143ZM143 21H141V22H143ZM148 21V20H147ZM155 21V20H154ZM166 21H167V19H166ZM221 21V20H220ZM245 21V20H244ZM67 22V23H68ZM74 22H72V24L71 25H75V23ZM76 22H77V24H78V22H80V20L79 21H77L76 20ZM92 22V21H91ZM111 21H109L108 23H110ZM132 22V23H131ZM153 22V21H152ZM232 22H235V21H233L232 20ZM231 22V23H232ZM58 23V25H61L62 24V22H61V24H59ZM74 23V24H73ZM81 23V22H80ZM84 23H86L85 21H84ZM94 23V27H95V20H94V22H92V24ZM103 23H105L104 21H103ZM112 23V22H111ZM115 22L113 21V23L112 24H114ZM119 23V24H118ZM139 22H137V24H138ZM148 23V22H147ZM161 23V22H160ZM215 23H217V22H215ZM229 23H230V21H229ZM243 23V22H242ZM249 23V22H248ZM261 23H262V21H261ZM56 24V22L54 21V24H53V29H54V25ZM76 24V26H78V25H80V24H78L77 25ZM89 24V23H88ZM102 24V23H101ZM100 23H99V27L97 26V28H101L102 27V25H101ZM144 24V23H143ZM149 24H150V20H149ZM237 24V23H236ZM247 24V23H246ZM254 24V23H253ZM257 24V23H256ZM63 26L65 25V24H62ZM67 25V24H66ZM65 25V26H66ZM69 26H70V28H71V25L70 24H68ZM85 25V24H84ZM86 25H87V23H86ZM98 25V24H97ZM144 25H146V24H144ZM169 25V24H168ZM215 25H217V24H215ZM214 25V26H215ZM231 25V24H230ZM244 25V24H243ZM56 26H57V24H56ZM75 26V27H76ZM81 26V25H80ZM79 26V27H80ZM83 26V25H82ZM88 26V25H87ZM106 26V25H105ZM104 25H103V27L102 28H104L105 27ZM114 26H115V24H114ZM147 26V25H146ZM149 26V25H148ZM155 26V25H154ZM158 26V25H157ZM156 26V27H157ZM175 26V25H174ZM233 26H235V25H233ZM86 27V26H85ZM91 27V26H90ZM93 27V26H92ZM110 27H111V25H110ZM142 27V29H143V26H141ZM241 27V26H240ZM243 27V26H242ZM247 27H248V24H247ZM246 27V28H247ZM256 27V26H255ZM262 27H264V23L262 24V25H260V28H262ZM51 28V29H52ZM65 28H67V27H65ZM77 28V27H76ZM108 28V27H107ZM106 28V30H108ZM115 28V27H114ZM145 28V27H144ZM151 28V27H150ZM176 28V27H175ZM232 28V27H231ZM245 28V27H244ZM69 29V28H68ZM73 29V28H72ZM72 29H70V31H73ZM99 29H96V30H99ZM112 29H113V26H112ZM155 29V28H154ZM165 29V28H164ZM219 29V28H218ZM240 29V28H239ZM238 29V30H239ZM55 30H57V28L55 29ZM59 30V29H58ZM61 30V32L63 31L62 30V28L60 29ZM82 29L80 28L78 31L80 32ZM83 30H84V28H83ZM83 30L81 31V33L83 32ZM101 30V29H100ZM99 30V33H101L102 32V30L100 31ZM110 30V29H109ZM107 31V32H111L112 30H110V31ZM147 28H146V32H147ZM156 30V29H155ZM225 30V29H224ZM250 30V29H249ZM65 31V33H66V30H64ZM63 31V32H64ZM87 32L88 30H84V32ZM92 31H95L94 29L92 30ZM104 31V30H103ZM144 31H145V29H144ZM153 31V30H152ZM160 31V30H159ZM231 31V30H230ZM240 31V30H239ZM255 31V30H254ZM263 31H264V29H263ZM68 32H69V30L67 31V35H68ZM74 32H76V30H75V28H74ZM78 32V33H79ZM83 32V33H84ZM95 32H97V31H95ZM95 32H91L90 31V33H91V37H92V39L94 38L93 36H92V33H95ZM145 32V33H146ZM161 33H162V31H160ZM221 32V31H220ZM226 32V31H225ZM233 32V31H232ZM245 32V31H244ZM248 33H247V36H249V31H247ZM252 32H253V30H252ZM256 32V31H255ZM262 32V31H261ZM258 33V35L257 36H259L260 37V34H262V33ZM58 34V31H56L55 32V34ZM70 33V32H69ZM72 33V32H71ZM89 33V34H90ZM104 33V32H103ZM102 33V35H104ZM106 33V32H105ZM111 33V34H112ZM140 33H141V35H140ZM144 32H143V34H145ZM251 33V32H250ZM264 33V32H263ZM61 34H63V33H61ZM73 34V33H72ZM72 34H69V35H72ZM87 34V33H86ZM96 34V33H95ZM153 34H154V32H153ZM153 34L152 33H150V35L151 36H153ZM156 34V33H155ZM219 34V33H218ZM253 34V33H252ZM252 34H250V35H252ZM73 35H75V34H73ZM73 35H72V37H73ZM85 35V34H84ZM100 35V34H99ZM98 35V36H99ZM109 35H110V33H109ZM165 35V34H164ZM235 35V34H234ZM237 35V34H236ZM242 35V34H241ZM240 35V36H241ZM256 35V34H255ZM77 36V35H76ZM82 36V35H81ZM87 35H85V37H86ZM98 36H96L97 38H98ZM108 36V35H107ZM112 36H114V35H112ZM141 36H143L144 38L146 37L147 39L145 40L144 38H142ZM173 36H175L174 34H173ZM233 36V35H232ZM56 37V36H55ZM79 37H80V35H79ZM84 37V38H85ZM101 37V36H100ZM99 37V39L96 41V43L97 42H99V40H101V38ZM108 37H110V36H108ZM251 37V36H250ZM250 37H249V39H250ZM261 37H263V36H261ZM61 38L63 39V37L61 36ZM66 38V37H65ZM68 38V37H67ZM67 38H66V40H67ZM76 38H78V37H76ZM76 38H73V40L75 39V40H77ZM103 38V37H102ZM106 37H104V39H105ZM152 39H154V37H151ZM150 38V39H151ZM236 38V37H235ZM242 38V37H241ZM256 38V37H255ZM71 38H69V40H70ZM79 39V38H78ZM88 39V38H87ZM90 40H92L91 38H89ZM156 39V38H155ZM154 39V40H155ZM159 39V38H158ZM169 39V38H168ZM172 39H174V38H172ZM228 39V38H227ZM239 39V38H238ZM263 39V38H262ZM262 39H260V41L262 40ZM69 40H67L68 41V43H69ZM84 40V39H83ZM83 40H79V43H78V41H77V43L78 44H81L82 42L81 41H83ZM85 40H86V38H85ZM85 40H84V42H85ZM94 40H95V38H94ZM93 40V41H94ZM171 40V39H170ZM169 40V41H170ZM204 40V39H203ZM202 40V42H204ZM233 40V39H232ZM247 40V39H246ZM255 40V39H254ZM102 41H104L103 39H102ZM111 41V40H110ZM114 41V42H115ZM156 41V40H155ZM158 41V40H157ZM176 41V42H177ZM228 41V40H227ZM244 41V40H243ZM252 41V40H251ZM257 41V40H256ZM255 41V42H256ZM71 42V41H70ZM87 42V41H86ZM89 40H88V44H84V45H88L87 47H89ZM106 42H108V43H111V42H109V39L108 40H106L105 42H103V43H106ZM114 42L112 43V44H114ZM171 42V41H170ZM174 42V41H173ZM172 42V43H173ZM175 42V43H176ZM202 42H200L199 41V44L200 43H202ZM207 42V41H206ZM205 42V43H206ZM216 42V41H215ZM239 42V41H238ZM72 44H74L73 42H71ZM71 43H69V44H67L66 46L67 47H69V46H71L72 47V44ZM77 43H76V45H77ZM102 43V44H103ZM156 43V42H155ZM167 43V42H166ZM196 43H197V41H196ZM205 43H203V44H205ZM207 43H209V42H207ZM211 43V42H210ZM231 43V42H230ZM235 43V42H234ZM243 43V42H242ZM245 43V42H244ZM253 43V42H252ZM66 44V43H65ZM83 44V43H82ZM91 42H90V47L89 48H91ZM99 44V43H98ZM101 44V43H100ZM107 44V43H106ZM157 44V43H156ZM202 44V45H203ZM223 44V43H222ZM226 44V43H225ZM228 44V43H227ZM104 45V44H103ZM163 45V44H162ZM171 45H173V44H171ZM177 45V44H176ZM221 45V44H220ZM219 45V46H220ZM249 45V44H248ZM85 46V47H86ZM95 47H97L96 45H94ZM100 46V45H99ZM105 46V45H104ZM113 46V45H112ZM112 46H109V47H112ZM164 46H165V44H164ZM167 46H168V44H167ZM169 46H170V44H169ZM179 46V45H178ZM206 45H204V47H205ZM214 46V45H213ZM217 46V45H216ZM232 46V45H231ZM239 46V45H238ZM246 47H247V45H245ZM262 46V45H261ZM74 47V46H73ZM73 47H72V50H73ZM78 47H79V45H78ZM105 47H107V46H105ZM105 47H103V48H105ZM160 47H162V46H160ZM198 47V46H197ZM201 47V46H200ZM203 47V46H202ZM250 47V46H249ZM256 47V46H255ZM80 48L82 49L83 47L82 46H80ZM93 48V47H92ZM91 48V49H92ZM173 48V47H172ZM208 48V47H207ZM214 48V47H213ZM213 48H211V49H209V50H205V49H200V51H196V53L194 54V57H193V60L194 61H196V62H199V61H202V60H208V61H211V62H215L217 59H218V56L220 55L219 54V50L217 51V48L215 49H213ZM244 48V47H243ZM243 48H241V50L243 49ZM248 48V47H247ZM252 49L254 48V46L253 47H251ZM68 49V48H67ZM75 49H76V47H75ZM90 49V50H91ZM94 49V48H93ZM96 49V48H95ZM101 49L102 48H100V51H101ZM107 49H109L108 47H107ZM107 49H104V51L106 50L107 51ZM111 49V48H110ZM168 49V48H167ZM230 49V48H229ZM232 49V48H231ZM249 49V48H248ZM256 49H257V47H256ZM259 49V48H258ZM70 50H71V48H70ZM78 50H80L79 48H78ZM78 50H75V52L76 51H78ZM88 50V49H87ZM175 50V49H174ZM222 50V49H221ZM236 50V49H235ZM238 50V49H237ZM236 50V51H237ZM259 50H261V48L259 49ZM264 50V49H263ZM68 50H66V52H67ZM82 51H83V49L81 50V53H82ZM92 51V50H91ZM94 51V50H93ZM99 50H97V52H98ZM99 51V52H100ZM235 51V52H236ZM247 51V50H246ZM84 52H87V51H85L84 50ZM94 52H96V51H94ZM102 52H103V50H102ZM177 52V51H176ZM227 52V51H226ZM241 52V51H240ZM249 52V51H248ZM252 52H253V50H252ZM256 52H258L259 53V51H256ZM68 53H70V51L68 52ZM71 53H74V50H73V52L71 51ZM80 53V52H79ZM81 53L79 54V56H78V58L80 59V58H82V57H84V55L81 57ZM92 53V52H91ZM90 53V54H91ZM103 53H107V52H103ZM111 53V54H112ZM247 53V52H246ZM261 53H262V51H261ZM260 53V54H261ZM77 54H78V52H77ZM110 54V55H111ZM168 54V53H167ZM251 54V53H250ZM257 54V53H256ZM96 55V54H95ZM98 55V54H97ZM175 55V54H174ZM178 55V54H177ZM180 55V54H179ZM237 55V54H236ZM238 55H239V53H238ZM255 55V54H254ZM67 56V55H66ZM70 56H74V55H70ZM69 56V57H70ZM105 56V54H103V57ZM112 56V55H111ZM163 56H166V55H164V53H163ZM168 56V55H167ZM185 57H186V55H184ZM231 56H232V54H231ZM242 56V55H241ZM251 56V55H250ZM249 56V57H250ZM261 56V55H260ZM263 56H264V53H263ZM68 57V56H67ZM85 57H87V56H85ZM84 57V58H85ZM253 57H255V56H253ZM88 58V57H87ZM178 58V57H177ZM219 58H220V56H219ZM221 58H222V56H221ZM234 58V57H233ZM239 58V57H238ZM244 58V57H243ZM247 58V57H246ZM257 58V57H256ZM260 58V57H259ZM263 58V57H262ZM71 59H74V58H71ZM83 59V58H82ZM91 59H92V57H91ZM235 59V58H234ZM258 59V58H257ZM87 59H85L84 61H86ZM88 60H89V58H88ZM166 60V59H165ZM233 60V59H232ZM237 60V59H236ZM242 60V59H241ZM244 60V59H243ZM251 60H253V59H251ZM256 60V59H255ZM80 61H81V59H80ZM83 61V60H82ZM164 61V60H163ZM219 61V60H218ZM235 61V60H234ZM239 61V60H238ZM165 62V61H164ZM167 62V61H166ZM173 62H174V60H173ZM189 62V61H188ZM244 62V61H243ZM72 63V62H71ZM168 63V62H167ZM218 63V62H217ZM237 63V62H236ZM256 63V62H255ZM66 64H69V63H66ZM199 64V63H198ZM204 64V63H203ZM207 64V63H206ZM209 64V63H208ZM214 64V63H213ZM238 64V63H237ZM254 64V63H253ZM71 65V64H70ZM72 65H74L73 63H72ZM77 65V64H76ZM166 65V64H165ZM188 66V65H187ZM190 66V65H189ZM196 66V65H195ZM200 66V65H199ZM217 66L220 68V69H222V70H229V69H234L235 68V66H234V63L229 59V58H226L224 61H222V62H220V63H218L217 64ZM241 66H243V63H242V65ZM253 66V65H252ZM67 68H73V67H71V66H66ZM247 67V66H246ZM173 68V67H172ZM185 68V67H184ZM210 68V67H209ZM212 68V67H211ZM213 68H215V67H213ZM212 68V69H213ZM240 68V67H239ZM245 68V67H244ZM249 68V67H248ZM247 68V69H248ZM257 68V67H256ZM262 68V67H261ZM264 68V67H263ZM73 69V70H74ZM165 69H166V67H165ZM246 69V68H245ZM68 70V69H67ZM74 70V71H75ZM209 70V69H208ZM211 70V69H210ZM209 70V71H210ZM251 70V69H250ZM258 70V69H257ZM262 70V69H261ZM261 70H259V71H261ZM70 71H72L71 69H70ZM249 71V70H248ZM255 71V70H254ZM253 71V72H254ZM263 71V70H262ZM66 72H69V71H66ZM73 72V71H72ZM163 72V71H162ZM190 72V71H189ZM188 72V73H189ZM202 72V71H201ZM226 72V71H225ZM71 73V72H70ZM69 73V74H70ZM161 73V72H160ZM159 73V74H160ZM164 73V72H163ZM166 73V72H165ZM170 73V72H169ZM194 73V72H193ZM197 73V72H196ZM195 73V74H196ZM207 73H209V72H207ZM214 73V72H213ZM229 73V72H228ZM256 73H258V72H256ZM255 73V74H256ZM264 73V72H263ZM74 74V73H73ZM178 74V73H177ZM206 74V73H205ZM211 74V73H210ZM246 74V73H245ZM254 74V73H253ZM166 75H168V74H166ZM169 75H171V74H169ZM176 75V74H175ZM192 75V74H191ZM216 75V74H215ZM222 75V74H221ZM227 75V74H226ZM244 75V74H243ZM242 75V76H243ZM257 75V74H256ZM261 75H262V73H261ZM157 76V75H156ZM159 76V75H158ZM223 76H224V74H223ZM230 76V75H229ZM235 76V75H234ZM237 76V75H236ZM264 76V75H263ZM70 77V76H69ZM68 77V78H69ZM160 77H163V79H164V77L165 76H159L158 78H160ZM247 78H248V76H246ZM257 77H258V75H257ZM156 78V77H155ZM167 78V77H166ZM225 78V77H224ZM232 78V77H231ZM242 78V77H241ZM246 78V79H247ZM254 78V77H253ZM66 79H67V77H66ZM72 79H73V77H72ZM74 79H75V77H74ZM73 79V80H74ZM226 79V78H225ZM224 79V80H225ZM235 79V78H234ZM237 79V78H236ZM71 79L69 78V80H67V81H70ZM228 80V79H227ZM250 80L251 79H249V82H250ZM158 81H159V79H158ZM160 81H163L162 79L160 80ZM247 81V80H246ZM255 81V80H254ZM259 81V80H258ZM260 81H262L261 79H260ZM206 82H209L208 84L209 85H206ZM225 82V81H224ZM238 82V81H237ZM242 82V81H241ZM244 82H245V80H244ZM264 82V81H263ZM69 83V82H68ZM157 83V82H156ZM189 83V82H188ZM254 83H256V81L254 82ZM262 83V82H261ZM162 84V83H161ZM222 84V81L220 82V81H218L217 79H215V78H212V77H207V78H204V79H197L190 87H189V91H191V93H198V92H200V94H203V98H207V99H210L211 100V102L212 101H214V102H216V99H217V94L219 95V89H218V87L220 86ZM244 84V83H243ZM248 84V83H247ZM70 85V84H69ZM160 85V84H159ZM234 85V84H233ZM255 84H253V86H254ZM261 85V84H260ZM157 86H158V83H157ZM168 86V85H167ZM175 86V85H174ZM225 86H226V84H225ZM236 86V85H235ZM241 86V85H240ZM249 85H247V87H248ZM70 87H72L71 85H70ZM74 87L72 88V89H74ZM154 87H155V85H154ZM161 87V86H160ZM222 87V86H221ZM221 87H219L220 88V90H221ZM245 87V86H244ZM258 87V86H257ZM261 87L262 88H264L262 85H261ZM77 88V90L79 91V89ZM159 88V87H158ZM224 88V87H223ZM242 88V87H241ZM155 89H157V88H155ZM235 89V88H234ZM243 89V88H242ZM249 89H250V87H249ZM70 90V89H69ZM76 90V91H77ZM83 90H85V89H83ZM71 91V90H70ZM69 91V92H70ZM85 91H87V90H85ZM168 91V90H167ZM248 92L250 91V90H247ZM259 91H260V89H259ZM83 92V91H82ZM81 92V93H82ZM159 92H161V91H159ZM165 92V91H164ZM253 92H255V91H253ZM238 93V92H237ZM250 93V92H249ZM252 93V92H251ZM258 93V92H257ZM170 94V93H169ZM185 94V93H184ZM183 94V95H184ZM187 94V93H186ZM229 94H230V92H229ZM253 94V93H252ZM193 95V94H192ZM257 95V94H256ZM263 95V94H262ZM101 96V95H100ZM170 96V95H169ZM197 96H199V95H197ZM220 96V95H219ZM260 96V95H259ZM91 97V96H90ZM98 97V96H97ZM176 97V96H175ZM192 97V96H191ZM195 97V96H194ZM231 98V100H233V101H235V100H237L238 99V97L237 96H234L232 93H231V96H230ZM82 98V97H81ZM89 98V97H88ZM101 98H102V96H101ZM193 98V97H192ZM196 98H198V97H196ZM202 98V97H201ZM253 98V97H252ZM254 98H256V97H254ZM263 98V97H262ZM84 99H87V98H83V100ZM92 99V98H91ZM94 99V98H93ZM92 99V100H93ZM214 99V100H213ZM241 99V98H240ZM248 99V98H247ZM257 99V98H256ZM255 99V100H256ZM259 99V98H258ZM90 100V99H89ZM98 100V99H97ZM101 100V99H100ZM162 100V99H161ZM166 100V99H165ZM187 100V99H186ZM254 100V99H253ZM84 101H86V100H84ZM103 101H105L104 103H107L108 104V101L107 100H104V98H103ZM107 101V102H106ZM190 101V100H189ZM202 101V100H201ZM88 102V101H87ZM97 101H96V99H95V103H96ZM100 102V101H99ZM193 102V101H192ZM210 102V103H211ZM225 102V101H224ZM237 102V101H236ZM240 102V101H239ZM86 103V102H85ZM90 103V102H89ZM92 103H93V101H92ZM101 103H103V102H100L99 104H101ZM193 103H196V102H193ZM199 103V102H198ZM202 103H204V102H202ZM238 103V102H237ZM81 103H79L77 106H79ZM97 104V103H96ZM98 104V105H99ZM168 104V103H167ZM176 104V103H175ZM213 104V103H212ZM218 104H220V103H218ZM217 104V105H218ZM252 104H254V103H252ZM94 105V104H93ZM104 105H106V104H104ZM160 105V104H159ZM194 105H196V104H194ZM201 105H203V104H201ZM215 105V104H214ZM214 105H212L213 107H214ZM237 105V104H236ZM242 105V104H241ZM245 105V104H244ZM248 105H250L251 106V104H248ZM92 106V105H91ZM102 106V105H101ZM157 106V105H156ZM171 106V105H170ZM178 106V105H177ZM200 106V105H199ZM210 106H211V104H210ZM220 106H221V104H220ZM219 106V107H220ZM239 106V105H238ZM254 106V105H253ZM252 106V109H254V107ZM94 107V106H93ZM98 107V106H97ZM162 107V106H161ZM160 107V108H161ZM176 107V106H175ZM110 108V109H109ZM199 108V107H198ZM216 108V107H215ZM221 108H222V106H221ZM220 108V109H221ZM224 108V107H223ZM222 108V109H223ZM231 107H228V109H230ZM241 108V107H240ZM79 109V108H78ZM77 109V111H79ZM92 109V108H91ZM97 109L98 108H96V109H94V110H96L97 111ZM101 109V108H100ZM100 109H98L99 111H100ZM103 109V108H102ZM101 109V111H103ZM105 109V108H104ZM166 109L167 110H170V108H168V107H166ZM202 109V108H201ZM227 109V110H228ZM235 109V108H234ZM84 110V109H83ZM106 110H107V108H106ZM188 110V109H187ZM206 110V109H205ZM205 110H203V112L205 111ZM208 110V109H207ZM210 110V109H209ZM217 110V109H216ZM224 110V109H223ZM227 110H226V112H227ZM240 110V109H239ZM239 110H237L236 112L234 111V113H238V114H240L239 113ZM244 110V109H243ZM256 110V108L254 109V111ZM76 111V112H77ZM99 111H97V112H99ZM201 111V110H200ZM215 111V110H214ZM213 111V112H214ZM218 111H219V108H218ZM248 110H246V112H247ZM81 112V111H80ZM85 112V111H84ZM156 112V111H155ZM158 112H160V111H158ZM162 112V111H161ZM202 112V111H201ZM210 111H207V113H209ZM181 113H183V112H181ZM188 113H190V112H188ZM219 113V112H218ZM222 113H224V112H222ZM251 113V112H250ZM69 114V113H68ZM73 114V113H72ZM76 114H78V112L76 113ZM76 114L75 115H73V116H76ZM83 114V113H82ZM81 114V115H82ZM87 114H88V111H87ZM103 114V113H102ZM158 114V113H157ZM163 114V113H162ZM184 114V113H183ZM183 114H180L179 112H177V118H179V119H182V120H186L187 118L185 117V115H183ZM196 114V113H195ZM201 114V113H200ZM211 114V113H210ZM216 114H217V112H216ZM246 114V113H245ZM257 114H259V112H257ZM67 115V114H66ZM71 115V114H70ZM70 115H69V118H70ZM80 115V114H79ZM79 115H77V116H79ZM84 115V114H83ZM85 115H86V113H85ZM89 115H91V114H89ZM99 115V114H98ZM97 115V116H98ZM155 115H156V113H155ZM199 115V114H198ZM204 115V114H203ZM208 115V114H207ZM218 115V114H217ZM251 115H253V114H251ZM263 115V114H262ZM86 116H88V115H86ZM86 116H84V117H86ZM100 116V115H99ZM154 115H152V117H153ZM159 116V115H158ZM157 116V117H158ZM205 116V115H204ZM214 115H212V117H213ZM228 116V115H227ZM259 116V115H258ZM68 117V116H67ZM83 117V116H82ZM83 117V118H84ZM89 117V116H88ZM87 117V118H88ZM93 117H94V115H93ZM93 117H91L90 119H92ZM169 117V116H168ZM189 117V116H188ZM192 117V116H191ZM197 117H199V116H197ZM206 117V116H205ZM218 117V116H217ZM226 117V116H225ZM247 117V116H246ZM245 117V118H246ZM74 118H76V117H74ZM80 119H78V120H82L81 119V117H79ZM100 118V117H99ZM155 117H153V120H155L154 119ZM159 118V117H158ZM161 118H163V117H160L159 119H161ZM200 118V117H199ZM216 118V117H215ZM221 118V117H220ZM254 118H256V117H254ZM258 118V117H257ZM261 118V117H260ZM66 119H68V118H66ZM71 119H73L72 117H71ZM85 119V118H84ZM94 119V118H93ZM152 119V118H151ZM150 119V120H151ZM157 119V118H156ZM229 119V118H228ZM262 119H263V117H262ZM89 120V119H88ZM166 121H167V119H165ZM181 120V121H182ZM191 121H192V118L190 119ZM202 120H204L203 118H202ZM201 120V121H202ZM210 120V119H209ZM217 120V119H216ZM223 120V119H222ZM261 120V119H260ZM69 121H71L73 124L74 123H76L77 122V120H76V122H73L72 120H69ZM75 121V120H74ZM85 121H87V120H85ZM94 121V120H93ZM147 121V122H146ZM158 121H160V120H158ZM161 121H162V119H161ZM197 121V120H196ZM208 121V120H207ZM233 121V120H232ZM250 121V120H249ZM263 121V120H262ZM79 123H80V121H78ZM84 122V121H83ZM89 122V121H88ZM87 122V123H88ZM164 122V121H163ZM169 122V121H168ZM224 122V121H223ZM226 122V121H225ZM227 122H228V120H227ZM259 122V121H258ZM68 123V122H67ZM82 123V122H81ZM91 123V122H90ZM94 123V122H93ZM93 123H92V125H93ZM96 123L92 126V127H94L95 125H96ZM144 123V126L146 125ZM149 124L150 123H152V122H148ZM157 123V122H156ZM175 123V122H174ZM179 123V122H178ZM182 123V122H181ZM213 123H215V122H213ZM217 123V122H216ZM237 123V122H236ZM255 123V122H254ZM264 123V122H263ZM263 123H262V125H263ZM70 124V123H69ZM69 124H67V125H69ZM73 124H72V126H73ZM89 124V123H88ZM149 124H147L146 126H148ZM154 124V123H153ZM184 124V123H183ZM210 124H211V122H210ZM210 124L209 125H207V124H205V123H202V124H200V126L198 127V128H195V127H190V126H186V125H170V126H168V128L170 129V131L175 135H173V134H171V135H167V137L169 136V137H171L172 138V140H171V143H169V145H177V150L179 151V153H178V156H177V158H178V160H177V163H178V165L177 166H179V168H180V170H181V175L179 176V178H178V180L182 183V185H183V183H185V184H187V185H192L191 183H195V185H192L193 186V188L196 190V192H195V196H191V195H189V194H185V196H186V198L193 204H195L196 206H198V208H199V215H197V216H195V222L193 223V224H191V226H190V230H191V234L193 233V234H196V235H199V237L200 236H202L204 239V242H203V248H205L206 250H208L209 252H210V254H211V259L213 260L212 261V263L211 264H233V260H234V258H233V256L230 254V252L228 251V249H230V248H232V247H234L236 244H238L239 243V239H238V237H235V236H232V237H230V235L232 234V232H233V225H232V223H231V220H232V215H231V210H232V206L234 205L233 203H232V199H231V196L229 195L230 194V192L227 190V186H225V180H224V178H223V169H222V167H207V168H204V169H201V168H199L198 169V172H194V170H196V168L198 167L197 166V161L200 159V158H198L197 157V155L193 152V150H197V151H200V150H204V149H206V148H209V146H208V143L207 142H205L204 140H202V139H194V137L193 138H191L192 137V135H193V133H200V131L199 130H204V131H211L212 130V128L210 127ZM244 124H246V123H244ZM260 124V123H259ZM75 125V124H74ZM76 125H77V123H76ZM83 125V124H82ZM141 125V126H140ZM160 125V124H159ZM212 125H214V124H212ZM211 125V126H212ZM220 125V124H219ZM236 125V124H235ZM238 125V124H237ZM257 125V124H256ZM85 126V125H84ZM89 126V125H88ZM91 126V125H90ZM99 126V127H100ZM153 126V125H152ZM164 126H165V124H164ZM214 126H216L217 127V125H214ZM213 126V127H214ZM240 126V125H239ZM259 126V125H258ZM75 127V128H74ZM74 127H71V129L73 128L74 130L77 128V126H74ZM80 127V126H79ZM83 127V126H82ZM98 127V126H97ZM143 127V126H142ZM159 127H161V126H159ZM235 127V126H234ZM234 127H232V128H234ZM237 127V126H236ZM242 127V126H241ZM252 127V126H251ZM66 128H68V127H66ZM69 128H70V125H69ZM69 128L68 129H66V131L65 132H67V130H69ZM87 128V127H86ZM85 128V129H86ZM155 128V127H154ZM226 128V127H225ZM245 129H246V127H244ZM247 128H249L248 126H247ZM255 127H253V129H254ZM80 129V128H79ZM79 129H77V130H79ZM144 129V128H143ZM236 129V128H235ZM234 129V130H235ZM257 129V128H256ZM260 129V128H259ZM73 130V131H74ZM82 130V129H81ZM95 130V129H94ZM155 130V129H154ZM214 130V129H213ZM231 130V129H230ZM241 130V129H240ZM248 130V129H247ZM246 130V131H247ZM249 130H251L250 128H249ZM261 130V129H260ZM264 130V129H263ZM262 130V131H263ZM71 130H69V132H70ZM80 131V130H79ZM85 131V130H84ZM92 131V130H91ZM96 131V130H95ZM227 130H223V129H219L218 130V133H219V135L220 136H224V137H228V139H229V137L231 136V133L228 131L227 133ZM245 131V130H244ZM245 131V132H246ZM83 133V131H80L79 133ZM90 132V130L88 131V133ZM93 132V131H92ZM91 132V133H92ZM106 132V133H107ZM252 132V131H251ZM75 133H76V131H75ZM157 133V132H156ZM155 133V134H156ZM164 133V132H163ZM162 133V134H163ZM213 133V132H212ZM217 133V132H216ZM230 133V134H229ZM233 133V132H232ZM243 133V132H242ZM247 133V132H246ZM249 133V132H248ZM255 133V132H254ZM69 134V133H68ZM71 134H74L73 132L71 133ZM71 134H69L68 136L71 138ZM83 134H85V133H83ZM138 134V133H137ZM149 134V135H150ZM158 134V133H157ZM157 134H156V137H157ZM210 134V133H209ZM214 134V133H213ZM212 134V135H213ZM244 134V133H243ZM257 134V133H256ZM262 134H264V133H262ZM261 134V135H262ZM65 135H66V133H65ZM75 135V139H73V138H71V139H73V140H78V139H76V136H78L79 134H74ZM86 135H87V133H86ZM145 135V134H144ZM216 135V134H215ZM81 137H82V135H80ZM88 136V135H87ZM96 136V135H95ZM99 136V135H98ZM102 136V135H101ZM105 136V135H104ZM136 136V135H135ZM138 136H139V134H138ZM143 136V135H142ZM153 136V137H152ZM233 136V135H232ZM253 136H254V134H253ZM256 136V135H255ZM68 137V138H69ZM85 137V136H84ZM89 137V136H88ZM87 137V138H88ZM90 137H91V134H90ZM90 137L88 138L89 140H90ZM92 137H94L93 136V134H92ZM100 137V136H99ZM99 137H98V139H99ZM103 137V136H102ZM146 137H147V135H146ZM212 136H210V138H211ZM241 137V136H240ZM244 136H242V138H243ZM249 137H251V135L249 136ZM67 138V137H66ZM79 138V137H78ZM87 138H86V140H87ZM200 138V137H199ZM203 138V137H202ZM205 138V137H204ZM209 138V137H208ZM236 137H234V139H235ZM242 138H240V140L242 139ZM83 139V138H82ZM92 139V138H91ZM94 139H95V137H94ZM101 139H103V138H100L99 140H101ZM207 139V138H206ZM221 139V138H220ZM224 139V138H223ZM230 139H232V138H230ZM233 139V140H234ZM239 139V138H238ZM238 139L236 140L235 139V141H238ZM246 139V138H245ZM248 139V138H247ZM247 139L245 140V141H247ZM257 139V138H256ZM263 139V138H262ZM68 140V139H67ZM84 140V139H83ZM82 140V141H83ZM97 140V139H96ZM98 140V141H99ZM212 140V139H211ZM233 140H232V142H233ZM255 140V139H254ZM69 141H70V139H69ZM79 141H81V138H80V140ZM88 141V140H87ZM86 141V142H87ZM157 141V140H156ZM207 141H209V139L207 140ZM219 141V140H218ZM223 141V140H222ZM221 141V142H222ZM262 141H264V140H262ZM73 142V141H72ZM74 142H77V141H74ZM89 142V141H88ZM87 142V143H88ZM92 142V141H91ZM160 142H162V141H160ZM214 142V141H213ZM228 142H230V141H228ZM231 142V143H232ZM243 142H244V140H243ZM252 142H254V141H252ZM257 142V141H256ZM71 143V142H70ZM69 143V144H70ZM79 143V142H78ZM84 144H85V142H83ZM99 143L101 144V141H99ZM103 143V142H102ZM163 143H165V142H163ZM233 143H235V142H233ZM247 143V142H246ZM251 143V142H250ZM68 144V143H67ZM89 144V143H88ZM100 144H98V145H100ZM156 144V146L158 145L157 143H155ZM214 144H216V143H214ZM220 144V143H219ZM224 144V143H223ZM243 144V143H242ZM252 144V143H251ZM256 144V143H255ZM254 144V145H255ZM258 144V143H257ZM264 144V143H263ZM72 145H73V143H72ZM75 145V144H74ZM81 145H82V143H81ZM80 144H79V147L81 146ZM93 145H94V143H93ZM102 145V144H101ZM101 145H100V147H101ZM227 145H228V143H227ZM226 145V146H227ZM234 145V144H233ZM236 145V144H235ZM240 145V144H239ZM248 146H249V142H248V144H247ZM259 145V144H258ZM257 145V146H258ZM82 146H84V145H82ZM82 146H81V148H82ZM85 146H87V145H85ZM89 146V145H88ZM95 147H97L98 148V146L96 145V142H95V145H94ZM152 146H153V144H152ZM215 146V145H214ZM219 146V145H218ZM230 146V145H229ZM229 146H227L228 147V149H229ZM67 147H70V146H68L67 145ZM72 147V146H71ZM75 146H73V148H74ZM76 147H77V145H76ZM103 147V146H102ZM101 147V148H102ZM104 147H106V145L104 146ZM166 147V146H165ZM219 147H221V146H219ZM233 147V146H232ZM231 147V148H232ZM237 146H235L234 148H236ZM240 147V146H239ZM73 148H71V149H73ZM78 148V147H77ZM92 148H93V146H92ZM100 148V149H101ZM109 148H107V149H109ZM157 148V147H156ZM169 148V147H168ZM242 148V147H241ZM241 148H239V149H241ZM250 148V147H249ZM252 148H253V146H252ZM251 148V149H252ZM257 148V147H256ZM259 148H260V146H259ZM263 148H264V145H263ZM68 149V148H67ZM71 149H69L70 151H71ZM75 149V148H74ZM85 150L87 149V148H84ZM84 149H83V151H84ZM91 149V148H90ZM103 150H104V148H102ZM106 149V148H105ZM110 149V150H111ZM151 149H152V147H151ZM162 149V148H161ZM237 149H238V147H237ZM237 149H235L236 151H237ZM243 150H244V148H242ZM245 149H246V147H245ZM247 149H248V147H247ZM255 149V148H254ZM92 150V149H91ZM94 150V149H93ZM172 150V149H171ZM242 150V151H243ZM250 150V149H249ZM257 151H258V149H256ZM263 150V149H262ZM154 151V150H153ZM158 150H156L155 152H157ZM228 151V150H227ZM253 151V150H252ZM251 151V152H252ZM261 151V150H260ZM72 152H73V150H72ZM75 152H76V150H75ZM89 152H91L90 150H89ZM95 151H93L92 153H94ZM98 153H96V156H97V154H99L100 152H101V154H103L102 153V151L100 150V152L99 151H97ZM216 152H219V156L221 155V156H223V154H224V152L223 151H217L216 150ZM241 152V151H240ZM247 152V151H246ZM262 152H264V151H262ZM80 153V152H79ZM81 153H82V151H81ZM200 153V152H199ZM204 153V152H203ZM231 153H233V151H231ZM238 153V152H237ZM243 153V152H242ZM260 153V152H259ZM72 153L70 152V154L69 155H71ZM75 155L77 154V153H74ZM74 154H73V156H74ZM95 154V153H94ZM111 153H109V155H110ZM150 154V155H149ZM156 154H159V153H156ZM156 154H154L155 156H156ZM240 154V153H239ZM244 154V153H243ZM253 154V153H252ZM251 154V155H252ZM79 155V154H78ZM77 155V156H78ZM82 155H85L84 154V152H83V154ZM87 155H89V154H86V156ZM112 155V156H113ZM154 155L152 154L151 156H153L154 157ZM172 155V154H171ZM234 155H235V152H234ZM233 155V156H234ZM240 155H242V154H240ZM244 155H246V154H244ZM248 155H249V153H248ZM251 155H249L250 157H251ZM77 156H74V157H77ZM92 156H94L93 154H92ZM91 156V157H92ZM99 156H100V154H99ZM111 156V157H112ZM160 156V155H159ZM168 156V155H167ZM232 156V157H233ZM236 156V155H235ZM238 156V155H237ZM260 157H261V153H260V155H259ZM264 156V155H263ZM82 157H84V156H80V158L79 159H81ZM89 157V156H88ZM87 157V158H88ZM98 157V156H97ZM106 158L108 157V156H105ZM105 157H103V159L105 158ZM110 157V156H109ZM157 157H158V155H157ZM156 157V158H157ZM161 157V156H160ZM169 158H171V156H168ZM202 157V156H201ZM216 157V156H215ZM239 157V156H238ZM246 157H248L247 155L244 157L245 158V160H248V159H246ZM101 158V157H100ZM130 158V159H129ZM150 159L152 158V157H149ZM156 158H153V159H156ZM235 158V157H234ZM240 159L242 158V157H239ZM262 158V157H261ZM83 159V158H82ZM93 159V158H92ZM91 159V160H92ZM95 159H97V158H95ZM102 159V160H103ZM148 159V160H147ZM162 159V158H161ZM174 162H175V159L174 158H171ZM231 159V158H230ZM250 159V158H249ZM253 159V158H252ZM251 159V160H252ZM257 159V158H256ZM259 159V158H258ZM88 160V159H87ZM94 160V159H93ZM106 160V159H105ZM157 160V159H156ZM224 160V159H223ZM228 160V159H227ZM237 160V159H236ZM242 160H244V159H242ZM250 160V161H251ZM262 160V159H261ZM69 161H70V159H69ZM153 161H155V160H153ZM164 161V160H163ZM167 161V160H166ZM231 161V160H230ZM234 161V160H233ZM238 161V160H237ZM239 161H241V160H239ZM253 161V160H252ZM96 163H98L99 161L97 160V161H95ZM103 162V161H102ZM107 162H109V160L107 161ZM156 162V161H155ZM220 162V161H219ZM248 162V161H247ZM246 162V163H247ZM261 162V161H260ZM67 163V162H66ZM89 163H92V162H89ZM94 163V162H93ZM95 163V165H97ZM99 163H101V162H99ZM106 163V162H105ZM111 163V162H110ZM109 163V164H110ZM157 163H159V162H157ZM229 163V162H228ZM236 163V162H235ZM245 163V164H246ZM258 163V162H257ZM262 164H264V161L263 162H261ZM69 164V163H68ZM72 164V163H71ZM103 164V166H104V163H102ZM101 164V165H102ZM202 164H204V163H202ZM226 164V163H225ZM236 164H239V163H236ZM235 164V165H236ZM250 164L252 165V162H250ZM249 164V165H250ZM94 165V164H93ZM94 165V166H95ZM101 165H99V166H101ZM163 165V164H162ZM161 165V166H162ZM175 165V164H174ZM209 165H212V164H209ZM68 166V165H67ZM92 166V165H91ZM94 166H92V168L94 167ZM98 165H97V167H99ZM107 166V165H106ZM106 166H104L105 168H106ZM159 166V165H158ZM230 166H233V165H230ZM258 166V165H257ZM262 166V165H261ZM96 167V168H97ZM102 167V166H101ZM163 167V166H162ZM167 167V166H166ZM171 167H173V166H171ZM247 167H249V166H247ZM256 167V166H255ZM67 168V167H66ZM72 168V167H71ZM158 168V167H157ZM157 168L156 169H154V171H157V172H159L158 170H157ZM160 168V167H159ZM229 168V167H228ZM232 168V167H231ZM230 168V169H231ZM235 168H239L240 169V167H236L235 166ZM249 168H251L252 169V167H249ZM257 168V167H256ZM264 168V167H263ZM68 169V168H67ZM70 169V168H69ZM68 169V171H70V172H72V169L71 170H69ZM104 169V168H103ZM108 169H109V167H108ZM169 169V168H168ZM233 169V168H232ZM239 169H237V172H238V170ZM244 169H246V168H244ZM248 169V168H247ZM246 169V170H247ZM94 170H96L95 168H93V171ZM98 170H100V169H98ZM111 170V169H110ZM109 170V171H110ZM161 170H163V169H161ZM166 170V169H165ZM229 170V169H228ZM249 170V169H248ZM247 170V171H248ZM260 170V169H259ZM67 171V170H66ZM67 171V172H68ZM105 171V170H104ZM169 171V170H168ZM233 171V170H232ZM263 171V170H262ZM92 172V171H91ZM98 173H100V171H97ZM97 172H95V175H98V173ZM156 172V173H157ZM174 172V171H173ZM236 172V173H237ZM240 172V171H239ZM250 172V171H249ZM253 172H254V170H253ZM258 172V171H257ZM73 173L74 172H72V175H73ZM77 173V172H76ZM76 173H74V174H76ZM79 173V172H78ZM93 173V172H92ZM102 174H104V176L106 175V174H108L107 173V171H106V174L104 173V172H101ZM110 173H111V171H110ZM112 173H114V172H112ZM155 173V172H154ZM153 173V174H154ZM162 173V172H161ZM244 173H245V170H244ZM69 174V173H68ZM79 174H81V172L79 173ZM116 174V173H115ZM120 174H116L117 175V177H116V175H114L115 176V178H116V180H118L116 183H118L119 182V180H120V177L118 178V176L120 175ZM228 174H230V173H228ZM245 174H247V173H245ZM252 174H255V173H252ZM83 175V174H82ZM101 175V174H100ZM100 175H98L99 177H100ZM155 175V174H154ZM162 175V174H161ZM238 175V174H237ZM263 176L262 177H264V174H262ZM94 176V175H93ZM97 176V177H98ZM110 176H112V175H110ZM156 176H158L157 174H156ZM228 176H230V175H228ZM232 176V175H231ZM252 176V175H251ZM82 178V177H79V175L77 174L76 175V178ZM96 177V176H95ZM98 177V179L100 180L102 177H100L99 178ZM106 177H108V175L106 176ZM105 177V178H106ZM123 177V176H122ZM124 177V178H125ZM168 177V176H167ZM176 177V176H175ZM242 177V176H241ZM255 177V176H254ZM253 177V178H254ZM261 177V176H260ZM77 178V180H79ZM93 178V177H92ZM113 178V177H112ZM115 178H113L114 180H115ZM118 178V179H117ZM138 178V179H139ZM154 178V177H153ZM256 178H257V176H256ZM256 178H254V179H256ZM259 178V177H258ZM89 179V178H88ZM91 179V178H90ZM89 179V180H90ZM136 179V178H135ZM250 179H252V178H250ZM254 179H253V182H254ZM85 180V179H84ZM93 180V179H92ZM97 180V179H96ZM98 180V181H99ZM115 180V181H116ZM122 180H123V178H122ZM147 180V181H148ZM170 180H172V179H170ZM248 180V179H247ZM259 180V179H258ZM261 180V179H260ZM73 181V180H72ZM97 181V182H98ZM124 181V182H125ZM164 181V180H163ZM166 181V180H165ZM164 181V182H165ZM228 181V180H227ZM250 181H252V180H250ZM256 181V180H255ZM82 182H84L83 181V179H82ZM82 182H78L79 184H81ZM87 182H89V181H87ZM93 182H94V180H93ZM123 182V181H122ZM128 182L130 183L131 181H129L128 180ZM128 182H126V183H128ZM143 182H141L142 184H144ZM155 182V181H154ZM157 182V181H156ZM174 182V181H173ZM262 182V181H261ZM260 182V183H261ZM77 183V182H76ZM78 183H77V186H78ZM120 184H117V186H121V187H123L121 184V181L119 182ZM133 183H134V181H133ZM139 183H140V181H139ZM149 183H152V182H148V184ZM167 183V182H166ZM245 183V182H244ZM255 183V182H254ZM256 183H257V181H256ZM70 184H71V182H70ZM84 184V183H83ZM141 184V185H142ZM146 184V183H145ZM148 184H146V185H148ZM262 184V183H261ZM115 186H116V184H114ZM113 185V186H114ZM135 185V184H134ZM134 185H130L129 187H131V186H134ZM140 184H139V186H141ZM153 185H155L156 186V184H153ZM165 185V184H164ZM253 185V184H252ZM255 185V184H254ZM258 185V184H257ZM81 186V185H80ZM80 186H78V187H80ZM117 186H116V188H117ZM128 187V185L126 184L125 185V187ZM137 186V185H136ZM135 186V187H136ZM143 186V185H142ZM220 186V187H219ZM232 186V185H231ZM239 186V185H238ZM259 186V185H258ZM262 186V185H261ZM77 187V188H78ZM128 187V188H129ZM146 187V186H145ZM148 187H150L149 185H148ZM147 187V188H148ZM188 187V186H187ZM191 187V186H190ZM255 187V186H254ZM105 188V187H104ZM103 188V189H104ZM115 188V187H114ZM119 188V187H118ZM132 188V187H131ZM140 188V187H139ZM138 188V189H139ZM152 188H156V187H152ZM245 188V187H244ZM113 189V188H112ZM130 189V188H129ZM136 189V188H135ZM134 189V190H135ZM142 189H146V188H144V187H142ZM142 189H140V190H142ZM178 189L181 191V188L180 187H178ZM193 189V190H194ZM239 189V188H238ZM256 189V188H255ZM121 190H122V188H121ZM124 190V189H123ZM122 190V191H123ZM126 190V189H125ZM132 190V189H131ZM242 190H244V189H242ZM252 190V189H251ZM254 190V189H253ZM257 190V189H256ZM259 190V189H258ZM257 190V191H258ZM130 191V190H129ZM128 191V192H129ZM137 191H139V190H136V192ZM145 191V190H144ZM171 191V190H170ZM230 191H231V189H230ZM238 191V190H237ZM246 191V190H245ZM124 193H128L127 191L125 192V191H123ZM123 192H121V194L123 193ZM140 192V191H139ZM142 192V191H141ZM166 192V191H165ZM248 192V191H247ZM255 192V191H254ZM259 192V191H258ZM261 192V191H260ZM119 193V192H118ZM129 193H132V192H129ZM133 193H135L134 191H133ZM256 193V192H255ZM120 194V195H121ZM140 194H143V193H140ZM164 194V193H163ZM119 195V194H118ZM130 195V194H129ZM134 195H136V196H138L137 194H134ZM167 195V194H166ZM262 195V194H261ZM117 196V195H116ZM124 196V195H123ZM140 196V195H139ZM247 196V195H246ZM248 196H250V195H248ZM247 196V197H248ZM257 196V195H256ZM255 196V197H256ZM125 197H126V195H125ZM238 197V196H237ZM254 197V196H253ZM70 198V197H69ZM115 198V197H114ZM121 198V197H120ZM135 198H137V197H135ZM170 198V197H169ZM181 198V197H180ZM257 198V197H256ZM116 199H118V198H116ZM125 199V198H124ZM247 199V198H246ZM113 201H116V200H114V199H112ZM122 200V199H121ZM253 200H255V199H253ZM70 201H72V200H70ZM99 201V200H98ZM97 201V202H98ZM118 201V200H117ZM137 201H138V199H137ZM240 201V200H239ZM250 201H251V198H250ZM261 201V200H260ZM97 202H95V204L97 203ZM110 202H112V201H110ZM121 202V201H120ZM139 203H140V201H138ZM188 202V201H187ZM69 203V202H68ZM72 203V202H71ZM116 203V202H115ZM115 203H113V204H115ZM168 203H169V201H168ZM259 203V202H258ZM263 203V202H262ZM117 204V206H119L118 205V203H116ZM135 204V203H134ZM184 204V203H183ZM122 205V204H121ZM131 205V204H130ZM129 205V206H130ZM133 205V204H132ZM132 205H131V207H132ZM247 205V204H246ZM249 205V204H248ZM258 205V204H257ZM261 205V204H260ZM264 205V204H263ZM140 206V205H139ZM235 206H237V205H235ZM259 206V205H258ZM123 206H121V208H122ZM131 207H130V209H131ZM134 207V206H133ZM121 208H119V209H121ZM135 208V207H134ZM143 208V207H142ZM180 208V207H179ZM260 208V207H259ZM123 209V208H122ZM144 209H146V208H144ZM250 209H251V207H250ZM249 209V210H250ZM262 209H264V208H262ZM187 210V209H186ZM248 210V211H249ZM261 212H262V210H261V208L259 209ZM119 211V210H118ZM121 211V210H120ZM139 211V210H138ZM137 211V212H138ZM178 211V210H177ZM190 211V210H189ZM130 212V211H129ZM132 212H135V211H132ZM143 212V211H142ZM169 212V211H168ZM176 212V211H175ZM185 212V211H184ZM196 212V211H195ZM250 212V211H249ZM251 212H252V210H251ZM119 213V212H118ZM145 213V212H144ZM143 213V215H146V214H144ZM147 213V212H146ZM255 214V213H254ZM131 215H132V213H131ZM135 215H136V213H135ZM127 216H130V215H127ZM127 216H125V217H127ZM132 216H134V215H132ZM136 216H138V215H136ZM172 216V215H171ZM131 217V216H130ZM135 217V216H134ZM243 217V216H242ZM250 217H252V215H250ZM129 218V217H128ZM128 218H127V220H128ZM138 218V217H137ZM136 218V219H137ZM140 218H142V217H140ZM145 218V217H144ZM194 218V217H193ZM249 218V217H248ZM258 218V217H257ZM263 218V217H262ZM124 219V218H123ZM122 219V220H123ZM171 219H173V218H171ZM178 219V218H177ZM252 219V218H251ZM259 219V218H258ZM126 220V219H125ZM134 220H135V218H134ZM138 220H140V219H138ZM137 220V221H138ZM142 220H144V219H142ZM150 220V219H149ZM235 220V219H234ZM252 220H255V218L254 219H252ZM257 220V219H256ZM263 220V219H262ZM262 220H260V222L262 221ZM129 221V220H128ZM127 221V222H128ZM130 221H132V218H130ZM129 221V222H130ZM145 221V220H144ZM148 220H146L145 222H147ZM150 221H153V220H150ZM156 221V220H155ZM155 221H153V223L155 222ZM258 221V220H257ZM256 221V222H257ZM121 222H124V221H121ZM134 222V221H133ZM132 222V223H133ZM141 222V221H140ZM139 222V223H140ZM158 222H159V220H158ZM186 222V221H185ZM238 222V221H237ZM255 222V221H254ZM263 222V221H262ZM126 223V222H125ZM136 225H137V223L136 222H134ZM138 223V225H140L141 226V224H139ZM141 223H143L144 224V222H141ZM148 223V222H147ZM123 224V223H122ZM121 224V225H122ZM130 224V223H129ZM149 224V223H148ZM170 224V223H169ZM239 224V223H238ZM245 224V223H244ZM255 224V223H254ZM258 224V223H257ZM256 224V225H257ZM264 224V223H263ZM126 225V224H125ZM128 225V224H127ZM132 224H130V226H131ZM136 225H134V226H136ZM145 225H146V223H145ZM175 225V224H174ZM173 225V226H174ZM190 225V224H189ZM246 225V224H245ZM252 225V224H251ZM123 226H124V224H123ZM122 226V227H123ZM129 226V227H130ZM240 226V225H239ZM248 226V225H247ZM250 226V225H249ZM255 226V225H254ZM259 226V225H258ZM261 226L263 227V225H262V223H261ZM125 227H127V226H125ZM124 227V228H125ZM171 227V226H170ZM241 227V226H240ZM245 227V226H244ZM131 228V227H130ZM129 228V229H130ZM136 228H139L138 226H136L134 229H136ZM252 228V227H251ZM250 228V229H251ZM128 229V230H129ZM172 229H173V227H172ZM254 229H257L256 228V226H255V228ZM260 229V228H259ZM127 230V229H126ZM249 230V229H248ZM261 230V229H260ZM130 231V230H129ZM132 231V230H131ZM175 231V230H174ZM179 231V230H178ZM177 231V232H178ZM182 231V230H181ZM263 231H264V229H263ZM173 232V231H172ZM176 232V231H175ZM174 232V233H175ZM259 232V231H258ZM189 233V232H188ZM261 233V232H260ZM173 234V233H172ZM179 234V233H178ZM244 234V233H243ZM247 234L248 235H250L251 234V232H250V234L247 232ZM254 234H255V232H254ZM258 234V233H257ZM264 234V233H263ZM181 235V234H180ZM190 235V234H189ZM242 235V234H241ZM244 235H246V234H244ZM237 236V235H236ZM252 236L254 237V235L252 234ZM264 236V235H263ZM198 237V238H199ZM244 237V236H243ZM250 237V236H249ZM246 239H247V235H246ZM260 239V238H259ZM175 240V239H174ZM178 240V239H177ZM251 240H253V239H251ZM255 240V239H254ZM253 240V241H254ZM263 240V239H262ZM180 241V240H179ZM246 241V240H245ZM250 241V240H249ZM255 242V241H254ZM185 243H187V242H185ZM199 243V242H198ZM249 243V242H248ZM248 243H247V245H248ZM250 243H252V242H250ZM246 244V243H245ZM193 245V244H192ZM249 245H251V244H249ZM254 245V244H253ZM263 245H264V243H263ZM263 245H262V247H263ZM255 246V245H254ZM259 246V245H258ZM256 247V246H255ZM260 247V246H259ZM172 248V247H171ZM188 248V247H187ZM191 248H192V246H191ZM200 248V247H199ZM252 248H253V246H252ZM260 249V248H259ZM186 250V249H185ZM184 250V251H185ZM232 250V249H231ZM234 250V249H233ZM252 250V249H251ZM262 250V249H261ZM173 251V250H172ZM179 252V251H178ZM187 252V251H186ZM189 252H191V251H189ZM194 252V251H193ZM240 252V251H239ZM250 252V251H249ZM257 252V251H256ZM259 252V251H258ZM262 252H263V250H262ZM262 252H261V255H263L262 254ZM181 253V252H180ZM202 253V252H201ZM237 253V252H236ZM264 253V252H263ZM187 254V253H186ZM196 254H197V252H196ZM236 255H238V254H236ZM260 255V256H261ZM189 256V255H188ZM259 256V255H258ZM197 257V256H196ZM195 257V258H196ZM200 257V256H199ZM202 257V256H201ZM246 258L247 257H249L248 255L247 256H245ZM251 257V256H250ZM262 257V256H261ZM198 258V257H197ZM196 258V259H197ZM262 258H264V257H262ZM119 259V258H118ZM192 259V258H191ZM251 259V258H250ZM254 260H255V256H254V258H253ZM120 260V259H119ZM182 260V259H181ZM189 260V259H188ZM195 260V259H194ZM201 260H203V258L201 259ZM200 260V261H201ZM116 261H117V258H116ZM116 261H115V263H116ZM251 261V260H250ZM264 261V260H263ZM262 260H261V263L263 262ZM118 263L117 264H119V262H121V261H117ZM123 262V261H122ZM185 262V261H184ZM187 262V261H186ZM203 262V261H202ZM248 262V261H247ZM190 263V262H189ZM251 263V262H250Z\"/></svg>", "mask_w": 264, "mask_h": 264}]
</instances>
